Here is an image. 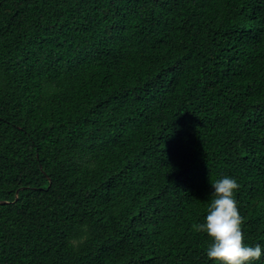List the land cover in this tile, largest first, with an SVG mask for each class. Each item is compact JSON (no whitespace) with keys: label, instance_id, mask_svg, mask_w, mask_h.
I'll return each mask as SVG.
<instances>
[{"label":"trees","instance_id":"16d2710c","mask_svg":"<svg viewBox=\"0 0 264 264\" xmlns=\"http://www.w3.org/2000/svg\"><path fill=\"white\" fill-rule=\"evenodd\" d=\"M226 176L264 249V0H0V264H214Z\"/></svg>","mask_w":264,"mask_h":264},{"label":"clouds","instance_id":"9594fccd","mask_svg":"<svg viewBox=\"0 0 264 264\" xmlns=\"http://www.w3.org/2000/svg\"><path fill=\"white\" fill-rule=\"evenodd\" d=\"M212 197L206 210L205 221L194 224L197 233H206L211 243L206 255L214 264H252L264 255L259 244H244L242 225L235 193L239 189L236 179L224 177L210 182Z\"/></svg>","mask_w":264,"mask_h":264}]
</instances>
